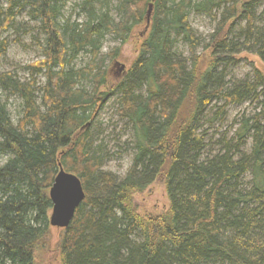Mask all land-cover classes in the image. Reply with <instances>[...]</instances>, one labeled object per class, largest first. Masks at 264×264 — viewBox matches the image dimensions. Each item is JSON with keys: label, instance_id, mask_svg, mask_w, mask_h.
Wrapping results in <instances>:
<instances>
[{"label": "trees", "instance_id": "obj_1", "mask_svg": "<svg viewBox=\"0 0 264 264\" xmlns=\"http://www.w3.org/2000/svg\"><path fill=\"white\" fill-rule=\"evenodd\" d=\"M66 5L0 0V56L8 47L3 34L18 31L25 13L40 25L45 54L32 65L45 77L41 90L0 73V152L10 155L0 166V264L40 263L60 164L81 178L86 192L58 243L61 264H264V103L259 113L236 121L234 136L225 135L218 150L206 154L201 131L214 108L209 123L228 105L258 101L264 93L258 67L227 81L228 64L243 53L264 62L263 0H117L119 22L110 0H82V21L67 16ZM192 12L216 22L209 41L190 24ZM141 25L143 36L136 32ZM109 35L120 45L101 55ZM130 40L135 56L115 78L106 60L126 53ZM180 42L190 56L178 51ZM83 54L90 61L77 67ZM116 94L133 135V163L123 178L102 170L103 143L90 131ZM10 95L22 101L17 124ZM159 177L169 206L142 214L133 197Z\"/></svg>", "mask_w": 264, "mask_h": 264}, {"label": "rangeland", "instance_id": "obj_2", "mask_svg": "<svg viewBox=\"0 0 264 264\" xmlns=\"http://www.w3.org/2000/svg\"><path fill=\"white\" fill-rule=\"evenodd\" d=\"M65 14L71 16L72 20L85 19V15H79L81 11L78 4L82 0H66ZM113 16L119 22L120 17L118 11L115 10L117 0H110ZM76 7V10L74 9ZM264 10V0L263 8ZM190 24L196 33L201 36L206 42L209 41L210 35L214 32L216 22L210 17L192 12L189 16ZM38 22L30 19L26 13L22 17H18L16 30H10L3 34V38H8V47L6 53L0 56V73H12L23 82L34 81L35 87L41 90L45 83V77L42 73H38L33 64L45 58L41 42H43V32L39 29ZM146 25H141L137 29V33L143 36ZM42 40V41H41ZM120 45V40L115 35H109L104 42L101 55H106L111 52L116 46ZM126 53H123L118 59L111 61L106 60V65H110V71L115 78H120L131 66L134 58L135 46L132 40L123 46ZM203 45L196 49V53H202ZM178 51L183 56H190L191 50L185 42L178 44ZM90 61L87 54L81 55V59L76 61V66H84ZM255 67L264 70V62L255 54L243 53L236 65L228 64L227 81L231 82L235 79L245 78L247 75L253 74ZM88 84V89L92 90V83ZM147 93L146 87L141 90V94ZM38 103L42 106V92H37ZM117 94L109 97L104 102L102 108L98 111L91 127L92 135L96 144L103 143L102 158L104 160L102 170L114 174L117 177L123 178L128 173L133 161V151L131 141L133 138L132 131L122 120L118 113ZM6 100V97H4ZM264 93H261L258 101H247L240 105L231 104L225 108L224 114L215 119L213 123H209L207 118L212 117L217 111L214 108L210 111L207 117L203 118L201 131L205 133L206 138V154L209 151L218 150L225 135L228 138L234 136L237 128L236 121L244 116H254L263 109ZM215 104V102L213 103ZM216 104L222 105L224 101H218ZM8 109L11 112L12 119L15 124L18 123L22 112V101L13 95L8 96ZM42 110H45L43 107ZM264 124V117L261 118ZM250 145V141L248 147ZM10 158L9 154L0 152V166L4 165ZM248 180L251 175H248ZM133 202L137 210L142 214H158L167 209L169 206V198L163 180L159 177L149 187L141 192L135 193ZM64 228L51 226L45 242L43 244V254L40 263L38 264H61V256L58 252V243L62 237Z\"/></svg>", "mask_w": 264, "mask_h": 264}, {"label": "water", "instance_id": "obj_3", "mask_svg": "<svg viewBox=\"0 0 264 264\" xmlns=\"http://www.w3.org/2000/svg\"><path fill=\"white\" fill-rule=\"evenodd\" d=\"M154 4H149L147 13L148 22L150 20ZM52 201V211L50 214V224L52 226L67 228L73 220L77 208L86 198L83 182L79 176L68 172L60 164L59 171L49 190Z\"/></svg>", "mask_w": 264, "mask_h": 264}]
</instances>
